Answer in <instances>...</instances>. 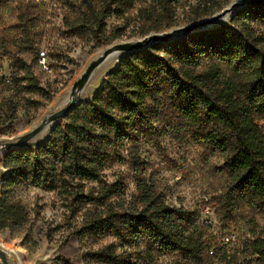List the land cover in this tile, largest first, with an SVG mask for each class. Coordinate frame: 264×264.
Segmentation results:
<instances>
[{"label":"trees","instance_id":"obj_1","mask_svg":"<svg viewBox=\"0 0 264 264\" xmlns=\"http://www.w3.org/2000/svg\"><path fill=\"white\" fill-rule=\"evenodd\" d=\"M180 1L151 0L146 9L150 30L176 26ZM231 1L188 2V23L214 15ZM134 3L105 0L99 11L92 10L87 29L101 39L106 20L112 15L123 17ZM121 37L119 31L112 32L105 45ZM36 54L38 59L39 50ZM17 62L18 70L7 83L9 90L38 94L45 102L35 101L36 112L46 108L54 96L41 86L25 60ZM165 112L175 115L197 141L222 155L228 192L219 200L220 216L230 221L241 205L264 214V0H249L228 25L123 57L94 99L61 121L45 146L6 156L0 230L28 220L25 206L12 198L15 189L38 187L79 196L86 182H97L96 197H78L92 203L93 209L77 234L113 236L122 251L115 245L90 251L87 264H152L153 250L183 255L189 264H238L245 254L258 256L264 264L263 234L245 239L239 247L221 248L216 239L204 236L199 212L169 205L146 179L137 180L141 207L118 211L106 203L121 187L103 180V172L127 159L141 171L142 140L153 139L150 125ZM141 245L147 247L144 255L149 261L144 255L134 258L128 250ZM58 264L73 263L61 258Z\"/></svg>","mask_w":264,"mask_h":264},{"label":"rangeland","instance_id":"obj_2","mask_svg":"<svg viewBox=\"0 0 264 264\" xmlns=\"http://www.w3.org/2000/svg\"><path fill=\"white\" fill-rule=\"evenodd\" d=\"M54 2L57 7L54 8ZM105 0H3L0 2V137H10L28 130L46 111L56 96L66 89L82 73L95 54L109 45L112 32L122 37L116 41L141 39L151 33H163L188 24V2L181 0L176 8L177 25L162 31L150 30L148 18L151 0H135L134 6L123 17L112 15L101 30V39L89 32L86 26L92 10L99 11ZM61 14L63 25L56 17ZM150 31V32H149ZM115 42V41H114ZM47 49L51 72H44L37 62L36 51ZM18 59L31 67L41 86L54 96L46 107L36 108L45 99L38 94L9 90L7 83L18 70ZM153 139L141 143V171L135 170L130 159L114 163L103 172V180L118 182L121 190L106 203L118 211L141 207L138 199L137 180L143 178L152 183L166 202L173 207L197 211L208 240L218 241L225 233L233 232L240 242L264 235V214H258L246 206H239L229 220L220 216L219 200L227 195V174L224 159L203 142L197 141L191 131L184 128L178 118L165 112L150 125ZM16 131L13 134V131ZM3 169V165H0ZM99 183L86 182L80 195H63L38 187L15 189L12 198L25 206L28 220L25 224L0 230V239L16 249L28 264H58L61 258L73 264H87L90 251L115 245L122 251L120 242L113 236H80V231L92 203L85 198L96 197ZM1 190V189H0ZM105 207L99 208L103 210ZM239 243V241H238ZM235 245H229L231 249ZM147 247H130L134 258L144 255ZM145 259L149 261L150 257ZM152 264H189L179 254L152 252ZM218 264H225L217 261ZM262 264V262H257Z\"/></svg>","mask_w":264,"mask_h":264},{"label":"water","instance_id":"obj_3","mask_svg":"<svg viewBox=\"0 0 264 264\" xmlns=\"http://www.w3.org/2000/svg\"><path fill=\"white\" fill-rule=\"evenodd\" d=\"M248 1L232 0L226 7L210 17L172 28L163 33H151L137 40L115 41L103 47L98 52L99 54L97 53L88 62L82 73L73 81L71 89L66 96L62 97L55 104L52 102L43 115L28 130L10 137H0V165L6 156L16 150L37 151L45 146L61 121L68 117L79 105L94 99L100 91L103 81L118 66L123 57L137 51H144L157 43L168 44L193 33L220 27L227 16H230L232 19L240 9L247 5ZM114 54L120 55L118 63L106 74L100 87L96 89L91 99H83L82 91L88 84L93 72L110 55ZM6 176V169L4 167L3 169L0 168V188ZM24 262L21 254L16 249L9 247L6 242L0 239V264H24Z\"/></svg>","mask_w":264,"mask_h":264},{"label":"bare ground","instance_id":"obj_4","mask_svg":"<svg viewBox=\"0 0 264 264\" xmlns=\"http://www.w3.org/2000/svg\"><path fill=\"white\" fill-rule=\"evenodd\" d=\"M240 1V0H237ZM231 17L227 16L224 19V22L222 25H226L230 23ZM99 54V53H98ZM97 54H95L93 57H95ZM91 57V59L93 58ZM120 55L114 54L110 55L92 74L88 84L82 91V98L85 100L91 99L92 95L100 87V84L102 80L105 78L106 74L115 67V65L118 63ZM71 89V85H69L66 89H64L62 92H60L56 98L53 101V104H55L57 101L61 100L62 97L66 96L68 91ZM24 264H28L24 262Z\"/></svg>","mask_w":264,"mask_h":264},{"label":"built area","instance_id":"obj_5","mask_svg":"<svg viewBox=\"0 0 264 264\" xmlns=\"http://www.w3.org/2000/svg\"><path fill=\"white\" fill-rule=\"evenodd\" d=\"M37 2H45L46 0H36ZM54 8L57 7V3L54 2L53 4ZM56 22L57 25L61 26L63 25V17L61 14H59L56 17ZM47 49H42L39 52V57H38V64L39 67L42 71L44 72H51L52 68L51 65L49 63V54L47 53ZM239 241V243H238ZM244 242V240L242 241ZM242 242H240L239 237L233 233V232H229V233H225L224 235H222V237L220 239H218L217 244L219 247L221 248H227L229 245H235V247H239ZM258 256H252V255H243L239 261L238 264H257L258 262Z\"/></svg>","mask_w":264,"mask_h":264}]
</instances>
